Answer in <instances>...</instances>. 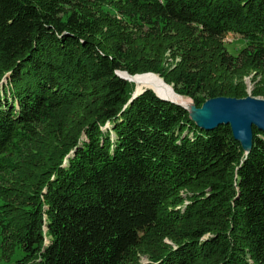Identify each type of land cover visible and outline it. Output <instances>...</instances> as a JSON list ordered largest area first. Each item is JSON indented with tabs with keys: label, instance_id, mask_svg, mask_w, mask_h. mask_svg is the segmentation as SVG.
<instances>
[{
	"label": "trees",
	"instance_id": "1",
	"mask_svg": "<svg viewBox=\"0 0 264 264\" xmlns=\"http://www.w3.org/2000/svg\"><path fill=\"white\" fill-rule=\"evenodd\" d=\"M93 1L0 0L1 258L141 264L159 235L171 243L147 264H264V132L253 127L246 155L230 125L202 129L151 90L132 98L120 74L147 70L124 62ZM124 1L145 25L184 32L175 84L197 102L241 98L218 74L264 64V0ZM230 33L247 43L237 56L221 46Z\"/></svg>",
	"mask_w": 264,
	"mask_h": 264
},
{
	"label": "rangeland",
	"instance_id": "2",
	"mask_svg": "<svg viewBox=\"0 0 264 264\" xmlns=\"http://www.w3.org/2000/svg\"><path fill=\"white\" fill-rule=\"evenodd\" d=\"M89 7L91 8L89 12V15H92L91 18L104 22L105 26L112 27L114 33H119L121 35H119V45H123L124 50H126L124 51V53H122V59L124 60V62L128 63L129 67H133L137 71L147 70L135 74H130L127 70H123L118 72L119 74L121 72H127L133 76L139 74H155L153 76H142L147 80L163 84L167 88L173 90L177 96L179 95L180 97L186 98L198 109L203 108L204 105L211 99L222 97L235 98L219 96L206 99L202 96L203 94H198L200 102H197L191 94H187L179 90L183 85H176V78H178L180 70L184 67H179V65L181 64L180 58L173 59L172 56L174 52H182V49H179V45H183V42H180V40L184 36V32H182V30L177 28L175 25H167L164 26V28L163 25L158 28L155 22L150 25H145L142 21H140V18L137 15L136 11L132 7H130L124 0H94L90 3ZM221 43V46L224 47L225 52L231 56H237L245 47H247V43L245 41L240 39L238 35L231 33L228 34ZM170 45H174L173 49L168 48ZM110 53L111 55H119L117 51H112ZM187 56L190 55L187 54ZM186 68L187 69L185 75H193V73H197L199 71V68H192L190 66H186ZM218 75H220L217 77V79L220 80L219 84L223 82L222 79L227 78L226 86L228 88H236L239 84H241L240 86L244 91V95L241 98L236 99L251 97L259 100H264V64H256L254 66H251L250 69L244 71V74H238L236 72L230 73L226 76H221V74ZM240 75H242V77H240ZM165 77L169 78L171 81H167ZM172 80H174V82ZM128 81L133 84L132 98L133 96L134 98L140 96L147 90H151L158 97L162 96L158 90L157 92L160 94V96L153 89L148 87H145L141 91L137 92V85L134 83L135 81L132 80L134 81L132 82L130 79ZM183 91L186 90L183 89ZM160 98L166 100V97L162 96ZM73 111V107L61 109L59 111V116L62 117V119L65 118L66 121H70L72 119V116L75 117ZM187 112L189 119L191 120L189 111L187 110ZM192 122L195 123L194 121ZM13 159L14 158H11V160ZM6 173V171L0 173V183L3 182V178L5 179L7 177ZM182 192H184V190ZM0 197L2 198V196ZM187 203L188 201L182 202V206H185ZM158 237H156L154 241L152 240L151 244L143 245L139 249L138 257L141 264H147L149 258L147 256V253L151 252L154 247H158L159 245H162V243H171L170 238L166 237L160 241ZM146 243H149V241ZM4 260L6 259H2L0 253V264H10L11 259H9V262H6Z\"/></svg>",
	"mask_w": 264,
	"mask_h": 264
},
{
	"label": "water",
	"instance_id": "3",
	"mask_svg": "<svg viewBox=\"0 0 264 264\" xmlns=\"http://www.w3.org/2000/svg\"><path fill=\"white\" fill-rule=\"evenodd\" d=\"M178 104L187 109L191 120L203 129H214L222 124L230 125L234 138L241 143L246 155L252 150L253 127L264 132V100L251 97L244 99L222 97L209 100L201 109L193 104L191 108Z\"/></svg>",
	"mask_w": 264,
	"mask_h": 264
},
{
	"label": "bare ground",
	"instance_id": "4",
	"mask_svg": "<svg viewBox=\"0 0 264 264\" xmlns=\"http://www.w3.org/2000/svg\"><path fill=\"white\" fill-rule=\"evenodd\" d=\"M123 73H126V72H123ZM126 75L128 77V78L126 77L128 80L129 79L130 80H134L135 82L141 83V85L150 86V87L158 90L160 92V94L163 97H166V99H168V100L174 101L176 103L184 104V105H186L189 108L192 107V104L186 98L177 96L173 90L167 88L163 84H161L159 82H154V81L147 80L145 77L142 76V75H146V74H139V75H136V76L129 75V74H126ZM150 87H148V88H150ZM136 91H137V89H136Z\"/></svg>",
	"mask_w": 264,
	"mask_h": 264
}]
</instances>
